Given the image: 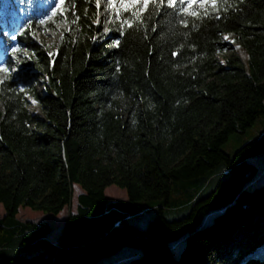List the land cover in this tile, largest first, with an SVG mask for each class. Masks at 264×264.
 <instances>
[{"label": "trees", "instance_id": "1", "mask_svg": "<svg viewBox=\"0 0 264 264\" xmlns=\"http://www.w3.org/2000/svg\"><path fill=\"white\" fill-rule=\"evenodd\" d=\"M28 5L0 0L3 47L14 31L48 77L40 94L25 70L0 83V264H92L123 246L134 251L117 264H264V132L222 148L264 113V0H227L187 27L162 7L123 35L110 22L100 40L95 0H75V32L51 55L27 36ZM225 34L244 58L217 57ZM179 180L199 191L167 218ZM74 184L82 192L57 241L47 221L17 217L19 207L59 213ZM112 184L127 197L108 201ZM153 206L144 226L131 222Z\"/></svg>", "mask_w": 264, "mask_h": 264}, {"label": "rangeland", "instance_id": "2", "mask_svg": "<svg viewBox=\"0 0 264 264\" xmlns=\"http://www.w3.org/2000/svg\"><path fill=\"white\" fill-rule=\"evenodd\" d=\"M24 4L33 5L28 8L32 11L33 23L29 24L27 29V36L31 42L36 44L38 48L42 49V51L47 52L48 54H55L59 43L61 42V37L68 33L74 34L75 26L73 23L62 20L60 22H56V17L53 18L55 22L48 21L46 25H40L39 21L46 16L50 15L52 8L55 6L57 0H21ZM96 4V0H95ZM100 21L99 23H94L96 26V38L103 39L105 35L110 32V22L109 17L111 15V7L109 6L107 0H100ZM97 19V17H96ZM95 19V21H96ZM28 22V19L23 21L21 27L24 26ZM53 26H52V25ZM108 29L106 32L105 29ZM15 32H6V35L11 39L8 46L3 47V37L0 35V65L8 67L10 69H16L15 71H11L10 73L0 72V80L9 77H15L17 72L25 70L31 77V85L36 94H40L45 90V84L48 81V77L45 74L39 73V69L34 65V52H30L27 50L20 41H18ZM54 33V34H53ZM15 37V39H13ZM224 37H228L227 40ZM223 41L225 43L224 50L218 52L217 57L223 61L224 57L231 51V48L238 51L239 55L244 58L245 53L240 47H237V41L234 39L233 34H225L223 35ZM18 48L19 51L14 55L12 53V48ZM4 48V49H3ZM243 52V53H242ZM9 59V63H6V59ZM20 62L17 63L16 61ZM35 101V103H33ZM26 104L30 111L32 112H40L38 103L31 96L26 97ZM2 107V102L0 99V108ZM264 132V113L259 115L251 126L247 127L243 132H232L226 141L222 144V148L229 152L230 154L242 143L245 141L257 136L259 133ZM264 161V158H262ZM112 186L122 189L124 188L118 187L114 184ZM199 185L185 183L184 181H175L171 194H170V206L165 207L163 209V213L167 218H175L184 214L188 211L189 205L188 202L190 199L196 195L199 191ZM82 192L81 187L78 184H74L73 186V195L72 200L69 205H65L62 210L57 214L52 213H44L38 210H32L29 207H19L17 212V217L21 220L31 219L33 221H47L51 227V232L48 235V238L52 241H57L63 227V223L66 215L69 212H74L77 206V195ZM107 196H110V200L122 198V196L117 193V191L107 189ZM119 195V196H117ZM117 196V197H115ZM114 197V198H112ZM158 201V200H157ZM160 203V202H157ZM147 210H143L142 214L139 216H134L131 218V222L138 226H144L149 218L155 214L157 208L152 207ZM4 212L3 206L0 203V217ZM136 248V247H135ZM134 248L132 246H123L117 249L114 252H111L107 255L102 256L101 258L96 259L92 264H117L118 260H126L127 255L132 253Z\"/></svg>", "mask_w": 264, "mask_h": 264}, {"label": "snow or ice", "instance_id": "3", "mask_svg": "<svg viewBox=\"0 0 264 264\" xmlns=\"http://www.w3.org/2000/svg\"><path fill=\"white\" fill-rule=\"evenodd\" d=\"M109 6L114 11L115 19H112V16L109 17V22H115V20H121L120 24L121 35L124 34L123 29L124 26L127 25L128 28L134 27L135 23L143 20L145 16H150L155 13H159L162 7H166L172 9L180 16V23L187 27L189 25V20L185 17L194 18L192 23L195 24L196 19H204L205 17H209L212 13L219 11L221 8L225 6L227 0H107ZM198 7H194L197 6ZM97 7V19L94 23H99L100 21V0H96ZM209 8L211 11H209ZM201 9L203 10V14L201 15ZM71 11L72 23H76L79 21L80 17L76 15L75 12V0H57L55 6L52 8L50 15L39 21L40 25H46L48 21H54L55 17H64L65 20L68 19V13ZM124 13L128 15L125 16ZM216 18H219L218 16ZM107 32L108 29L106 28ZM155 31V28H153ZM54 34V33H53ZM63 38V36L61 37ZM15 39V37H13ZM225 40L228 37H224ZM116 45H119V41L116 42ZM239 47V45H237ZM19 51L18 48H12V53L15 55ZM51 55V53H50ZM176 55V53H173ZM17 63L20 61L17 60ZM16 69H10L3 65H0V72L10 73L11 71H15ZM3 81L0 80V83ZM35 103V101H33Z\"/></svg>", "mask_w": 264, "mask_h": 264}, {"label": "crops", "instance_id": "4", "mask_svg": "<svg viewBox=\"0 0 264 264\" xmlns=\"http://www.w3.org/2000/svg\"><path fill=\"white\" fill-rule=\"evenodd\" d=\"M109 188H110V190L117 191V193H119V195L122 196V198H126V197H127V196L125 195V191H123L122 189H118V188H116V187H114V186H112V185L107 186V187L105 188L104 192H107V189H109ZM105 195H106L108 201L116 200V198L113 199V200H110L111 198H110V196H107V193H105ZM119 195H117V196H119ZM117 196H115V197H117ZM112 198H114V197H112ZM117 199H118V198H117ZM60 211H61V210H60ZM141 214H142V212L139 213V215H141ZM19 219H20V218H19ZM25 220H26V219H25ZM29 220H31V219H29ZM48 235H49V234H48ZM118 261H119V260H118Z\"/></svg>", "mask_w": 264, "mask_h": 264}, {"label": "bare ground", "instance_id": "5", "mask_svg": "<svg viewBox=\"0 0 264 264\" xmlns=\"http://www.w3.org/2000/svg\"><path fill=\"white\" fill-rule=\"evenodd\" d=\"M242 51V50H241ZM243 53V52H242Z\"/></svg>", "mask_w": 264, "mask_h": 264}]
</instances>
